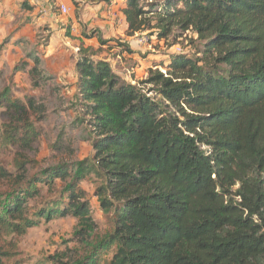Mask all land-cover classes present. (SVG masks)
Here are the masks:
<instances>
[{
  "label": "trees",
  "instance_id": "trees-1",
  "mask_svg": "<svg viewBox=\"0 0 264 264\" xmlns=\"http://www.w3.org/2000/svg\"><path fill=\"white\" fill-rule=\"evenodd\" d=\"M21 9L18 19L33 23L35 4L24 0ZM121 11L127 36L147 31L173 46L192 31L195 52L172 54L166 71L151 68L133 83L81 42L70 96L28 38L0 43L3 143L20 151L17 173L0 162L8 185L0 240L8 230L25 234L41 217L72 216L84 253L56 254L55 264H264V0H126ZM85 38L109 41L97 30ZM10 42L24 52L14 66L5 60ZM22 70L41 101L13 96L10 82ZM51 117L53 151L73 150L66 143L74 136L94 154L31 172L21 151L39 146ZM91 176L111 225L95 239L98 222L81 186ZM58 181L62 198L31 217L40 185ZM6 255L0 246V264Z\"/></svg>",
  "mask_w": 264,
  "mask_h": 264
},
{
  "label": "rangeland",
  "instance_id": "rangeland-1",
  "mask_svg": "<svg viewBox=\"0 0 264 264\" xmlns=\"http://www.w3.org/2000/svg\"><path fill=\"white\" fill-rule=\"evenodd\" d=\"M21 1L23 0H13L16 5L14 6L13 3L11 8L17 11ZM125 1L115 0L114 4H108L104 0H73L68 15L63 16L58 8H53L47 20L39 21L34 15L33 18L36 22L34 21L32 25L22 29L23 25L19 21H13L10 15L3 13L0 15V41L17 34L28 38L31 43L30 49L37 48L47 61L49 70L59 76V82L67 86L66 88L69 90L64 89V92L70 96L73 93L71 86L74 81L71 80L74 78L78 46L84 42L83 40H85L86 46L97 45L95 49H98L99 57L109 61L117 73L133 83L147 78L151 68L160 67L166 71L162 65L170 63L172 54L193 55L195 49L191 38L197 41V34L192 31L187 32L173 46H170L168 41L159 40L147 31L136 34L134 37L127 36V27L123 25L124 23L122 24L119 17V11ZM2 3L3 0H0V5L3 7ZM73 25L77 26L76 30ZM93 30L100 31L103 38L109 40L108 44L101 45L99 40H86L85 33ZM142 39L144 42H141ZM123 44L129 46L132 51L126 50ZM7 49L6 60L11 66L22 60L24 52L22 53L21 48L9 43ZM10 84L12 94L16 98L26 102L30 96H35L40 97L39 101L42 100V90L31 86L26 70L14 74ZM52 103L54 102L50 100L47 105L52 107ZM65 116H67L66 113ZM51 118L50 125L37 123L40 127L43 125L45 132L39 146L30 152L22 153L21 151V154L26 156L25 159L30 160L28 168L31 169V172H35L37 168L46 167L50 163L89 158L94 154L91 143L78 141L74 136L66 143L73 150L53 151L50 144L56 137L53 128V123L56 121L54 117ZM3 121L0 114V162L9 171L17 173L16 157L20 151L18 152L11 145L3 143ZM98 185H100L99 182L93 176L81 182V186L87 190L91 200L92 215L98 222L93 239L103 235L111 226L108 217L101 211L95 196V189ZM40 186L41 195L30 201V216L33 218H35V212L44 210L53 201L62 198V183L60 181L54 187L43 183ZM6 188H8L6 181L0 180V199ZM38 220L39 224L28 228L25 234L20 235L11 230L3 234L0 246L7 254L4 258L5 264H55L52 256L56 254L74 256L77 251H79L78 255L84 253L85 245L75 237L78 224L76 218L56 215L51 221H46L42 217ZM112 254V251L107 254L102 253L104 262L108 263Z\"/></svg>",
  "mask_w": 264,
  "mask_h": 264
},
{
  "label": "crops",
  "instance_id": "crops-1",
  "mask_svg": "<svg viewBox=\"0 0 264 264\" xmlns=\"http://www.w3.org/2000/svg\"><path fill=\"white\" fill-rule=\"evenodd\" d=\"M24 1V0H23ZM23 1H21L20 2V4H19V6H18V9H17V11H15V10H13L11 7V5H13V0H3V7L0 5V15L1 14H5V15H10V17L12 18V20L13 21H19L20 23H21V25H23L22 27H21V29L22 28H24L25 26H28V25H32L33 23H28V24H23L22 22H23V20H19L18 19V17H20L21 15H23L24 13L22 12V9H21V5H22V3H23ZM16 5V3H14V6ZM124 6V4L122 5V7ZM111 10H112V8H110ZM110 11V10H109ZM7 13V14H6ZM50 14H51V11L49 12V14L46 16V17H44V18H42V19H38L39 21H44V20H47L48 19V17L50 16ZM24 15H26V14H24ZM119 17L121 18L120 20H121V22H122V24L123 25H125V27H127V24H126V20H125V17H124V15H123V13H122V11H121V9H120V11H119ZM26 17V16H25ZM36 22V21H35ZM74 26V28H76L77 26L76 25H73ZM20 31V30H19ZM18 31V32H19ZM19 36H24V35H21V34H17L16 36H14L13 38H12V40H15L17 37H19ZM5 39V38H4ZM3 39V40H4ZM3 40H1L0 41V43L3 41ZM86 40H92V41H95V40H97L98 41V39H96V38H94V39H86ZM84 42H85V40H83ZM10 43H12V42H10ZM88 44V43H87ZM8 45V44H7ZM7 45H6V48H4V51H5V60H6V57L8 56V49H7ZM15 46V45H14ZM17 47V46H16ZM94 47H97V45L96 46H94ZM7 61V60H6ZM8 62V61H7ZM9 63V62H8ZM2 65V62H0V66ZM48 70H49V68H48ZM50 71V70H49ZM51 73H53L52 71H50ZM54 74V73H53ZM76 78H77V75H76V71H75V69H74V78H73V80H71V81H74L73 82V84H72V90H74V84H75V82H76ZM66 83V82H65Z\"/></svg>",
  "mask_w": 264,
  "mask_h": 264
},
{
  "label": "built area",
  "instance_id": "built-area-1",
  "mask_svg": "<svg viewBox=\"0 0 264 264\" xmlns=\"http://www.w3.org/2000/svg\"><path fill=\"white\" fill-rule=\"evenodd\" d=\"M36 6V16L38 19L46 17L53 8H58L61 15L66 16L70 13V4L73 0H31ZM74 30H76L74 28ZM141 42H144L142 39Z\"/></svg>",
  "mask_w": 264,
  "mask_h": 264
}]
</instances>
